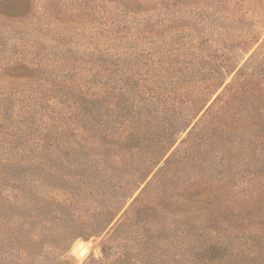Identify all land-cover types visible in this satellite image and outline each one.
<instances>
[{"label": "trees", "instance_id": "1", "mask_svg": "<svg viewBox=\"0 0 264 264\" xmlns=\"http://www.w3.org/2000/svg\"><path fill=\"white\" fill-rule=\"evenodd\" d=\"M37 5L44 9L39 18ZM193 5L194 0H0V257L35 259L43 242L58 233L67 235L69 246L104 234L139 191L111 229L140 219L156 230L162 223L153 214L163 211L167 219L183 220L182 235L190 226L195 242L208 241L198 249L237 250L231 261L208 264H247L263 255L264 175L249 140L257 138L256 130L253 118L240 116L233 103L253 106L264 99L258 87L264 53L256 51L239 68L245 56L236 60L197 45L188 14ZM144 7H152L151 18H141ZM100 19L105 21L90 27ZM37 21L41 30L34 29ZM190 26L194 33H185ZM81 28L97 52L89 68L74 63L79 52L71 49ZM48 29L70 40L47 62L35 53L33 31ZM23 34L27 40L12 43ZM213 59L220 63H208ZM51 60L70 75L62 80L65 88H29L36 79L46 81ZM87 69L93 78L81 82ZM16 82L23 88L17 92L10 87ZM45 143L65 144L77 159L82 152L93 164L28 161L26 151L41 155ZM19 172L29 174L32 184ZM101 184L111 187L106 205L84 210ZM77 215L83 218L79 227L66 224Z\"/></svg>", "mask_w": 264, "mask_h": 264}, {"label": "rangeland", "instance_id": "2", "mask_svg": "<svg viewBox=\"0 0 264 264\" xmlns=\"http://www.w3.org/2000/svg\"><path fill=\"white\" fill-rule=\"evenodd\" d=\"M193 6L195 7H193L188 14L192 20L191 25H193L195 35L198 37L197 45L205 47L212 52L220 51V54L234 56L236 57V60L238 58H240L239 60H242L245 56L239 68L242 67V65H244V63L256 51L264 53V0H194ZM151 10L152 7H144L142 11H140L141 18H151L153 16L149 14L151 13ZM35 12L39 18L44 12L42 5H37L35 7ZM34 20L36 19L34 18ZM104 21L105 19L96 20L93 24H90V27H96ZM156 21H158V19L154 18V22ZM37 23H39V21L35 23L34 29L41 30L40 25L36 26ZM188 29L194 33L191 26L187 28L185 27V33H188ZM33 32L38 36L37 39L34 38L35 53L42 56L47 62L49 59H56L54 54L61 53L62 43L70 40L55 36V31H51V29L43 31L44 33H39L38 31ZM63 32L68 36L71 34L70 31L67 34L66 28ZM79 33L82 34L80 37L79 35H75L77 46L71 47V49L76 48L79 52V55L75 56L77 58L74 63L76 65L77 62L78 65L79 63H83L82 65L84 68H89L91 67L89 63L97 57V54H95L97 52H95L96 50L93 44L88 45L87 43L89 39L87 31L81 28ZM27 36L28 34H23L22 40L14 39L12 40V43H15L14 41L20 42L27 40ZM246 39H251V42H245ZM256 41L257 43H255ZM18 45V47H20L21 43ZM146 50L147 48H145V51ZM19 51L21 50H15L11 55H19ZM214 62L220 63V60L213 59V61H208V63L212 65ZM46 68L50 70L48 74L44 75L46 81L36 79L28 86L29 88H38L39 91L43 86L53 87L54 85L56 88H61L63 85L62 80H70V75H67L66 77L64 76L66 75V71L62 69L64 67L58 64L56 65V63L54 65V61L51 60V69L48 67ZM261 70L263 72H260V74L264 75V67ZM249 71L251 70H248L247 72ZM89 72V69L84 72V77L81 82L93 78L91 77L93 73L90 72V76L88 74ZM235 75L236 72L228 78L226 84L234 81ZM262 77V79H264V76ZM38 84H42V86L38 87ZM10 87L12 91L15 92L23 89L17 82L10 85ZM258 87L261 92H264V80L259 82ZM223 89L224 87L219 93H221ZM218 94L215 95L213 99H216ZM46 101H48L47 103H51L50 98ZM52 105L56 106V102ZM233 105L240 109L238 111L240 116L253 118L252 122L254 123L257 138L249 140L253 146L254 157L259 160V167L261 168L259 171L264 175V99L260 98V100L253 106H251V104H242L241 106V104L236 101ZM45 110H49L51 115H54V112L56 111V109L52 110L48 108H45ZM247 111H252V113L249 115L247 114ZM42 129L43 125L39 124V130ZM184 137H186V134ZM243 143H248V139H243ZM52 144L53 143H45L46 147L42 148L43 154L41 155H37L35 150H32L33 153L26 151L29 156L28 161L44 159V161L67 162V160H70L78 163L87 162V167H90L93 164L92 157L87 156L82 152L79 153L77 159L76 156L69 152V147L65 144ZM251 165L252 164L248 165L246 169H252V167H250ZM19 175L25 180L24 183L26 185L32 184L33 178L30 177L29 174L19 172ZM240 176L241 175L238 177L239 180L242 178ZM92 177H94V175H92ZM94 181L96 183L102 182L100 179ZM239 183H242V181H239ZM97 188L98 194L92 195L91 197L94 198L82 205L84 210H92L96 207H103L106 205L108 200L106 194L111 193V187L101 184V186L99 185ZM35 192L36 189H34V193ZM39 193H41V189L39 190ZM139 193L140 191L129 201L116 221L104 234L93 236L89 239L85 237L78 238L71 246L68 245L67 235L64 234L63 236H60L58 235L59 233L54 234L43 242L41 249L37 253V258L20 260L14 256H2L0 257V264H208L209 261L212 263H225L226 261H231L232 258L237 255V250H234L229 246L219 251L213 249H207L209 250L207 251L203 249L202 246V248L198 249V247H200L198 246L199 243L207 244L208 241L201 238L195 242L190 231V226H187L184 231L186 232V235H182L181 232L183 231L184 226H182L181 223L183 222L181 221L183 220L173 215L168 216L167 219V216L163 211H157V214H153V220L162 223V225L157 223L159 227L156 230L150 229L149 220L140 221V219L136 221L137 224L134 223L133 225L130 223L131 225L128 224L126 227L117 230L115 228L111 229L131 206ZM231 195H235V191H232ZM179 220L180 222H175ZM82 222L83 218L77 215L75 217H69L66 224L73 227H79ZM138 232L143 234L141 235L142 237L138 235ZM78 243H86L90 247L89 253L83 258L79 257L78 253H76V245ZM256 258L257 257H252L248 259L247 264H264V253L259 258Z\"/></svg>", "mask_w": 264, "mask_h": 264}, {"label": "bare ground", "instance_id": "3", "mask_svg": "<svg viewBox=\"0 0 264 264\" xmlns=\"http://www.w3.org/2000/svg\"><path fill=\"white\" fill-rule=\"evenodd\" d=\"M84 248H86V251L83 253L82 258L85 257L89 253L90 247L86 243H78L76 245V253H78V254Z\"/></svg>", "mask_w": 264, "mask_h": 264}, {"label": "water", "instance_id": "4", "mask_svg": "<svg viewBox=\"0 0 264 264\" xmlns=\"http://www.w3.org/2000/svg\"><path fill=\"white\" fill-rule=\"evenodd\" d=\"M86 251V248L82 249L80 252H79V257H82L83 253Z\"/></svg>", "mask_w": 264, "mask_h": 264}]
</instances>
